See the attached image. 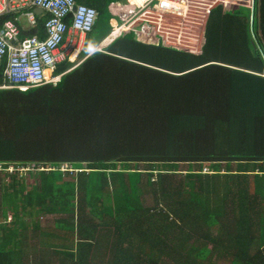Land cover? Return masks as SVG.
<instances>
[{
	"label": "trees",
	"instance_id": "16d2710c",
	"mask_svg": "<svg viewBox=\"0 0 264 264\" xmlns=\"http://www.w3.org/2000/svg\"><path fill=\"white\" fill-rule=\"evenodd\" d=\"M75 1L97 19L56 86L6 88L0 62V162L34 165L0 173V264H264V0L251 25L214 8L200 49L102 52L120 0Z\"/></svg>",
	"mask_w": 264,
	"mask_h": 264
},
{
	"label": "built area",
	"instance_id": "2783aa9c",
	"mask_svg": "<svg viewBox=\"0 0 264 264\" xmlns=\"http://www.w3.org/2000/svg\"><path fill=\"white\" fill-rule=\"evenodd\" d=\"M162 1L179 5L181 12L161 9L159 5ZM151 3H154V10L157 17L159 16L156 22L170 35V43L178 47L183 42L182 48L202 47L207 21L214 8L223 7L225 11L230 12L237 6L233 0H122L110 7L119 17L120 24L105 36L97 50L103 51L107 45L120 37L124 30H129L128 22ZM254 6L255 0H250L248 8L251 11V19L254 16ZM35 9H40L41 15L47 16L41 25H38L41 15H37ZM22 19H25L27 29L37 28L33 35L20 37L21 32L26 31L21 24ZM96 19L97 12L93 8L78 4L75 0H0V62L6 57L3 69L6 88L27 90L47 84L56 86L62 74L52 75L51 72L58 64L70 59V53L74 49L77 51V58L80 48L74 47L82 44V39L75 41L67 36L70 33L80 36L90 33ZM131 30L141 40L155 42L149 25L145 24L140 30ZM38 33H41L42 37H39ZM173 39L176 40L175 43ZM33 167L34 165H27L16 169L13 165H7L4 168V164L0 162V173L10 174L14 170L25 172ZM203 171L212 173L206 167Z\"/></svg>",
	"mask_w": 264,
	"mask_h": 264
},
{
	"label": "rangeland",
	"instance_id": "374dc122",
	"mask_svg": "<svg viewBox=\"0 0 264 264\" xmlns=\"http://www.w3.org/2000/svg\"><path fill=\"white\" fill-rule=\"evenodd\" d=\"M233 2H234V4L236 3L237 4V6L236 7H234V9H238L242 14H245L246 13V11L244 10L245 8H248V6H249V4H250V0H233ZM161 5H163V2H161L160 3V5H159V7H161ZM154 8H155V5H154V3H152V4H150L149 6H147L143 11L141 10V11H139L138 13H137V16L132 20V21H130V25H131V27H140L141 26V24H143V26L146 24V25H150V22L153 20V19H155V18H157L156 20H159V16L157 17V13H156V11L154 10ZM233 9V10H234ZM232 10V11H233ZM21 23H22V25H23V27L25 28L27 25H26V22H25V20L24 19H22V21H21ZM151 33H152V35L154 36V37H156L158 40H159V42H160V44L162 45V44H169L170 45V40L169 39H171V37H170V35L166 32V31H164L162 28H161V26H160V24L158 25V23L157 22H155V23H151ZM172 40V39H171ZM173 41H174V43H175V39H173ZM184 46V43L182 42V43H180L179 45H178V47L179 48H182ZM198 49H200V48H198ZM193 50H195L194 48L192 49V51ZM204 167H206V168H209V166L208 165H203ZM140 167L141 168H145V167H143L142 165H140ZM180 168H184L183 167V165H180L179 166ZM203 167V168H204ZM203 168H202V171H201V173L202 174H207V173H204V171H203ZM210 169V168H209ZM21 173V175H23L24 176V173H26V172H20ZM4 174H6V173H4ZM210 174V173H209ZM20 176V175H19ZM5 181L6 182H8L9 181V178H5ZM145 200V199H144ZM146 201V200H145ZM149 203V202H148ZM39 222H40V224L42 225V226H51L52 225V223H53V217H42V216H39ZM27 221H28V219H27ZM220 263V262H219ZM221 264V263H220Z\"/></svg>",
	"mask_w": 264,
	"mask_h": 264
},
{
	"label": "crops",
	"instance_id": "0c3cea01",
	"mask_svg": "<svg viewBox=\"0 0 264 264\" xmlns=\"http://www.w3.org/2000/svg\"><path fill=\"white\" fill-rule=\"evenodd\" d=\"M163 2V1H162ZM223 8V7H222ZM224 9V8H223ZM249 9V8H248ZM163 10H166V8H165V3L163 2ZM235 10V9H234ZM249 11H250V9H249ZM228 12V11H227ZM37 15H41V12H39V13H37ZM43 18H44V16L43 15H41L40 16V20H43ZM253 19V18H252ZM252 19H251V13H249V21H250V25L252 24ZM25 20V19H24ZM133 20V19H132ZM132 20H130V21H132ZM22 21V20H21ZM130 21L128 22V24H127V26L129 27V30H130V32L133 34L132 36H135L136 37V39L137 40H140V41H142V42H145V41H143V40H141L140 38H138V35L133 31V30H131V29H135V30H140V29H142V27H143V24H141V26L140 27H131V25H130ZM22 24V23H21ZM27 25V24H26ZM149 25V24H148ZM150 26V25H149ZM27 27H28V25L25 27V29H26V31H29V30H31V29H35V28H28L27 29ZM150 28H152L151 26H150ZM150 33H151V31H150ZM152 34V33H151ZM85 36L86 35H84V36H80V35H78V34H74V33H70L67 37L68 38H74V40L75 41H77L78 40V38H80V39H82V44H81V46L79 45V47H74V48H80V50H79V56H80V52L82 51V49H83V47H84V44H85ZM154 37V36H153ZM155 38V42H153V43H151V44H154V45H158V43H159V40L156 38V37H154ZM147 43H149V42H147ZM97 47H98V45H97ZM96 47V48H97ZM73 48V47H72ZM198 49V48H197ZM76 53H77V51L74 49V50H72L71 51V53H70V59L71 60H74V63L75 64H77L79 61H80V59L77 57V58H75V55H76ZM76 67V66H75Z\"/></svg>",
	"mask_w": 264,
	"mask_h": 264
},
{
	"label": "bare ground",
	"instance_id": "6f19581e",
	"mask_svg": "<svg viewBox=\"0 0 264 264\" xmlns=\"http://www.w3.org/2000/svg\"><path fill=\"white\" fill-rule=\"evenodd\" d=\"M164 3H165L166 10H174L176 12H181V10H182V8L175 3H167V2H164Z\"/></svg>",
	"mask_w": 264,
	"mask_h": 264
},
{
	"label": "clouds",
	"instance_id": "9594fccd",
	"mask_svg": "<svg viewBox=\"0 0 264 264\" xmlns=\"http://www.w3.org/2000/svg\"><path fill=\"white\" fill-rule=\"evenodd\" d=\"M121 1H122V0H120L119 2H121ZM115 3H117V2H115ZM151 4H152V3H151ZM35 13H36V12H35ZM36 14H37V13H36ZM252 18H253V17H252ZM104 38H105V37H104ZM104 38H103V39H104ZM118 38H119V37H118ZM98 45H99V44H98ZM107 46H108V45H107ZM107 46H106V47H107ZM202 46H203V45H202ZM96 47H97V46H96ZM96 47H95V49H94L93 51H98ZM106 47H105V48H106ZM105 48H104V49H105ZM104 49H103V50H104ZM98 52H102V51H98ZM78 58H79V56H78ZM69 60H71V59H69ZM71 61H74V60H71ZM80 62H81V60H80L77 64H75L72 68H74L75 66H77ZM62 75H63V74H62ZM61 77H62V76H61ZM17 89H18V88H17ZM27 90H28V89H27ZM22 91H25V90H22Z\"/></svg>",
	"mask_w": 264,
	"mask_h": 264
},
{
	"label": "water",
	"instance_id": "95a60500",
	"mask_svg": "<svg viewBox=\"0 0 264 264\" xmlns=\"http://www.w3.org/2000/svg\"><path fill=\"white\" fill-rule=\"evenodd\" d=\"M35 12L39 13V12H41V10L40 9H35Z\"/></svg>",
	"mask_w": 264,
	"mask_h": 264
}]
</instances>
